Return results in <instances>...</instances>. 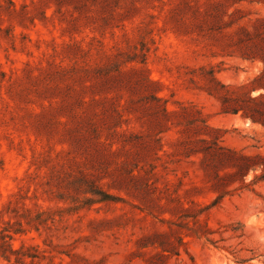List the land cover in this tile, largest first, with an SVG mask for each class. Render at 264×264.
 <instances>
[{"label":"rangeland","instance_id":"1","mask_svg":"<svg viewBox=\"0 0 264 264\" xmlns=\"http://www.w3.org/2000/svg\"><path fill=\"white\" fill-rule=\"evenodd\" d=\"M263 72L264 0H0V226L24 264H264V168L202 164L215 138L264 155Z\"/></svg>","mask_w":264,"mask_h":264},{"label":"trees","instance_id":"2","mask_svg":"<svg viewBox=\"0 0 264 264\" xmlns=\"http://www.w3.org/2000/svg\"><path fill=\"white\" fill-rule=\"evenodd\" d=\"M262 77H264V72L260 77L256 78L255 81L260 80ZM249 102L250 103L247 105V111H245V117L249 118L252 123H258L264 128V103L259 101V99L257 98H249ZM213 144L215 145L214 150H204V158L202 160L205 171L212 177H219L217 171L218 164L221 163H228L229 165L236 168V172L232 173L230 175L231 177L236 175L246 176L250 170L255 171L259 167L264 168V155L262 154L251 156H237V154L233 151H230L228 153L222 152V148L218 145V138H215ZM263 180V175H257L254 177V182ZM213 186L215 187V189H218L220 187V184L218 182H215ZM222 197H224V194L219 195L216 200H220ZM24 232V228H16L10 221H6L4 227L0 226V248L3 249L1 253L2 257L10 262L12 260V257H14L15 263L24 264V258L26 254L22 251V249L15 250L12 245V241L14 240L15 235ZM206 240L209 243H214L212 239L207 238Z\"/></svg>","mask_w":264,"mask_h":264}]
</instances>
